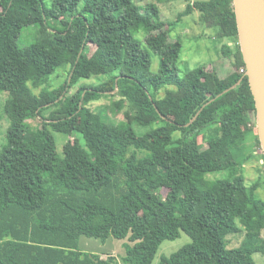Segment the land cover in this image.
<instances>
[{
  "label": "trees",
  "instance_id": "16d2710c",
  "mask_svg": "<svg viewBox=\"0 0 264 264\" xmlns=\"http://www.w3.org/2000/svg\"><path fill=\"white\" fill-rule=\"evenodd\" d=\"M45 1L0 0L9 121L0 146V264H119L82 251L81 237L124 240L122 264H152L161 243L181 233L191 242L160 264H255L254 254L264 256V199L256 192L264 173L256 170L247 186L239 166L264 164L232 0H195L172 23L154 3L50 0L46 8ZM193 12L216 40L234 45L212 86L177 67L182 43L171 31ZM28 28L34 39L20 45ZM140 31L144 47L134 37ZM59 69L66 71L60 86L31 96V86ZM90 79L97 83L71 93ZM71 120L78 125L59 156L55 125ZM171 150L180 191L162 195L156 183L169 173ZM223 171L230 177L210 176ZM241 232L229 248L226 237Z\"/></svg>",
  "mask_w": 264,
  "mask_h": 264
},
{
  "label": "rangeland",
  "instance_id": "374dc122",
  "mask_svg": "<svg viewBox=\"0 0 264 264\" xmlns=\"http://www.w3.org/2000/svg\"><path fill=\"white\" fill-rule=\"evenodd\" d=\"M195 0H133L134 3L138 5L154 3L159 8V18L164 22H175L177 14L184 10L186 5ZM46 8L51 5L50 0H46L44 3ZM82 1L79 2L77 9H81ZM31 28L22 31L20 38V45H27L30 41L34 39V36H26ZM143 32H137L134 37L139 40L144 47ZM215 32L211 29H205L200 23L199 14L193 12L191 15L184 17L180 22H177L171 31V39H179L182 43V49L180 52V57L177 62V67L179 73L182 76L184 72L189 69L193 72H199L198 74L203 76L201 81L212 86L216 81L218 73L220 77L225 75L227 63L226 56L229 55L233 50V44L228 40L218 41L215 39ZM159 66V59L157 56H151V72L156 73ZM206 74L207 77H204ZM66 77V71L59 69L55 71L51 76L48 77L47 82L38 87L31 86V96L37 95L42 89L48 88L53 89L60 86ZM140 75L136 74L135 78L138 79ZM96 84V79L90 80H80L71 89V93L77 90L83 84ZM172 88V87H169ZM162 95V92H161ZM7 99V94L0 92V146H2L6 141V134L9 126V121L3 112L4 103ZM108 99L103 98L99 102L93 103V105L106 103ZM27 104V102H26ZM22 112V111H20ZM19 112V113H20ZM18 113V114H19ZM120 116V115H119ZM117 116V117H119ZM116 117V118H117ZM32 122L33 127H38L40 124L37 120L29 121ZM77 120H71L69 122H63L55 125V132H53L54 142L56 146V152L59 156H62V147L67 139L72 136V131L77 127ZM177 151L171 150L165 154V166L169 169V173L166 175L162 182L156 183L158 189L161 190V194L165 195L167 192H171L173 195L178 194L180 191V183L177 178V171L180 169L177 160ZM260 168V169H259ZM259 169V173H264L263 167H258L257 165L248 164L239 171L243 172L245 176V183L250 186L257 178L256 170ZM237 171L236 173H240ZM258 172V171H257ZM229 171L218 172L210 176L216 178H226L230 177ZM256 192H258L262 199H264V189L263 187H258ZM264 237V232L262 233ZM244 237V233H238L234 235H228L226 237L228 242V247H237ZM79 248L85 252H91L99 254L102 257L106 255L114 256L119 264L121 263V256L123 255V246L125 242L120 240H115L113 238H108L104 243L99 240L89 239L85 237L80 238ZM190 238L184 233L180 234V237L172 241H163L155 255L152 264H160L162 257H168L172 252L180 249L184 245L190 243ZM253 260L255 264H264V256L261 254H254Z\"/></svg>",
  "mask_w": 264,
  "mask_h": 264
},
{
  "label": "water",
  "instance_id": "95a60500",
  "mask_svg": "<svg viewBox=\"0 0 264 264\" xmlns=\"http://www.w3.org/2000/svg\"><path fill=\"white\" fill-rule=\"evenodd\" d=\"M232 5L264 164V0H232Z\"/></svg>",
  "mask_w": 264,
  "mask_h": 264
}]
</instances>
